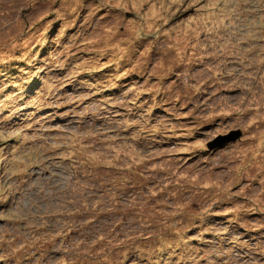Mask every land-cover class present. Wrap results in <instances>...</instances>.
<instances>
[{
	"label": "rangeland",
	"instance_id": "rangeland-1",
	"mask_svg": "<svg viewBox=\"0 0 264 264\" xmlns=\"http://www.w3.org/2000/svg\"><path fill=\"white\" fill-rule=\"evenodd\" d=\"M0 264H264V0H0Z\"/></svg>",
	"mask_w": 264,
	"mask_h": 264
},
{
	"label": "trees",
	"instance_id": "trees-1",
	"mask_svg": "<svg viewBox=\"0 0 264 264\" xmlns=\"http://www.w3.org/2000/svg\"><path fill=\"white\" fill-rule=\"evenodd\" d=\"M34 49H36V46L34 47ZM33 51H34V50H33ZM31 59H32V58H31ZM15 62H16V61H13V62L10 61V64H9V65H10V66H11V65H16V66H17V64H16ZM8 63H9V62H8ZM23 65H25V63H22V64H21V66H23ZM10 69H12V70L15 69V66H12V68H10ZM14 72H15V71H14ZM14 72L9 73V75H10V74L13 75ZM29 79H30L34 84H35L36 81H37L35 78H29ZM30 89H31V88L29 87V89H27V90L25 91V92H26V95L24 94V96L21 95V94H18V95H19V99L16 101V103L22 101V100L25 99V98H30V99H31L32 97H34V96H33L34 94L31 93L32 90H30ZM23 97H25V98H23ZM30 99H29V100H30ZM24 103H25V101L23 100V103H19L18 105H22V106H23ZM22 106H21V107H22ZM21 120H22V119H21Z\"/></svg>",
	"mask_w": 264,
	"mask_h": 264
},
{
	"label": "water",
	"instance_id": "water-1",
	"mask_svg": "<svg viewBox=\"0 0 264 264\" xmlns=\"http://www.w3.org/2000/svg\"><path fill=\"white\" fill-rule=\"evenodd\" d=\"M230 140H232V138H230ZM222 143H224V140L223 141H221V142H218V143H211V144H209L208 145V148H211V147H214V146H216V145H221Z\"/></svg>",
	"mask_w": 264,
	"mask_h": 264
}]
</instances>
